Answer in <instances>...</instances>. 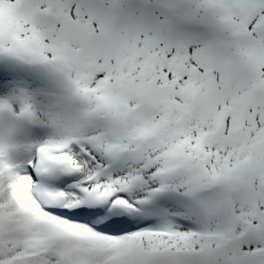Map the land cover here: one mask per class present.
Masks as SVG:
<instances>
[{"label":"snow or ice","instance_id":"1","mask_svg":"<svg viewBox=\"0 0 264 264\" xmlns=\"http://www.w3.org/2000/svg\"><path fill=\"white\" fill-rule=\"evenodd\" d=\"M0 264H264V0H0Z\"/></svg>","mask_w":264,"mask_h":264}]
</instances>
